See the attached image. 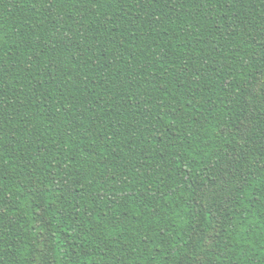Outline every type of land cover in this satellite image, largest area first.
<instances>
[{
	"label": "trees",
	"instance_id": "1",
	"mask_svg": "<svg viewBox=\"0 0 264 264\" xmlns=\"http://www.w3.org/2000/svg\"><path fill=\"white\" fill-rule=\"evenodd\" d=\"M0 264H264V0H0Z\"/></svg>",
	"mask_w": 264,
	"mask_h": 264
}]
</instances>
